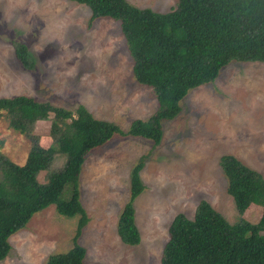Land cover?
<instances>
[{
    "label": "rangeland",
    "instance_id": "rangeland-1",
    "mask_svg": "<svg viewBox=\"0 0 264 264\" xmlns=\"http://www.w3.org/2000/svg\"><path fill=\"white\" fill-rule=\"evenodd\" d=\"M125 1L161 14L177 4ZM89 19L88 8L67 0H0V98L27 96L70 111L82 105L95 119L127 132L132 121L155 113L156 99L133 78L119 23ZM15 43L27 47L35 62L32 71L17 63ZM161 127L158 146L115 137L87 155L78 184L88 217L78 239L86 264H160L172 219L177 214L192 219L200 201L230 224L258 222L261 207L256 204L242 215L236 212L218 162L232 155L264 180V63L226 66L213 83L189 92L179 115ZM48 130L49 121H40L34 131L45 147L51 143ZM30 148L1 113L0 154L22 166ZM142 157L145 190L133 203L140 243L129 247L117 237L116 222L128 198L130 170ZM62 162L57 157L38 174V182L46 183ZM76 222L50 206L9 238L10 253L0 264H46L50 255L70 249Z\"/></svg>",
    "mask_w": 264,
    "mask_h": 264
},
{
    "label": "trees",
    "instance_id": "trees-1",
    "mask_svg": "<svg viewBox=\"0 0 264 264\" xmlns=\"http://www.w3.org/2000/svg\"><path fill=\"white\" fill-rule=\"evenodd\" d=\"M67 1L88 8L90 23H119L133 78L152 90L157 109L146 120L132 121L123 132L95 119L82 105L70 111L27 96L0 98V114L7 117L9 128L31 144L22 166L0 154V262L10 253L9 238L53 206L57 215L77 222L70 249L50 255L46 264H86V250L78 239L88 217L78 184L87 155L115 137L146 139L158 146L162 123L179 115L189 92L213 83L231 63H264V0H177L165 14L138 9L125 0ZM13 48L17 63L32 71L35 62L27 47L15 43ZM40 121H49L47 147L34 133ZM57 157L62 165L46 183H39L38 174ZM143 160L130 170L128 198L116 222L117 237L129 247L140 243L133 203L145 190L140 179ZM218 165L236 212L242 215L256 204L261 207L258 222L230 224L208 202L200 201L192 219L183 214L172 219L160 264H264V180L232 155L221 156Z\"/></svg>",
    "mask_w": 264,
    "mask_h": 264
}]
</instances>
